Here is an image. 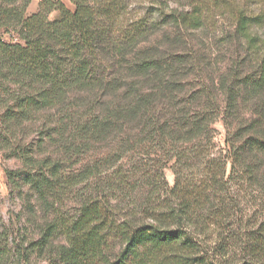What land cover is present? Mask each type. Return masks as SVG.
Returning <instances> with one entry per match:
<instances>
[{
    "label": "trees",
    "instance_id": "1",
    "mask_svg": "<svg viewBox=\"0 0 264 264\" xmlns=\"http://www.w3.org/2000/svg\"><path fill=\"white\" fill-rule=\"evenodd\" d=\"M69 1L73 11L41 0L26 15L31 0H0V152L22 161L8 178L52 214L30 247L60 233L51 264H264V115L229 118L237 89L196 87L180 34L227 18L263 89L264 0ZM168 28L178 36L166 50L157 34ZM26 126L30 148L18 138ZM78 185L75 215L62 212L59 196Z\"/></svg>",
    "mask_w": 264,
    "mask_h": 264
},
{
    "label": "rangeland",
    "instance_id": "2",
    "mask_svg": "<svg viewBox=\"0 0 264 264\" xmlns=\"http://www.w3.org/2000/svg\"><path fill=\"white\" fill-rule=\"evenodd\" d=\"M40 1L31 0L25 14L30 15L37 12ZM50 1L51 3L61 1L72 11L75 8L69 0ZM247 2L249 7L258 9L259 5L255 1L248 0ZM260 7L264 10V3ZM47 16L49 20L58 19L60 10L54 8L47 13ZM257 31L261 40L264 41V25L257 28ZM165 32L157 34V41L160 47L167 50L169 49L167 41L177 39L175 37L178 36V33L170 28ZM180 34L183 40L181 42V45H184L183 49L187 50L195 63L196 69L195 72H192L194 75L192 74L191 77L194 79L193 83L198 85L196 87H200L201 82L206 83L208 80L214 81L219 89L224 85L233 87V89H237L236 100L229 112V118L243 119V121L263 118L261 115H264V88L252 89L251 84L252 78H257V62L248 53L243 40L236 35L233 25L227 18L216 17L208 26L182 31ZM235 89L234 91H236ZM219 92L222 112H224V94L222 91ZM93 104H86L85 107H90L93 110V106H91ZM46 112L45 115H47ZM219 116L213 123V127L217 131L216 141L222 145L226 135V122L223 119V114ZM18 138L26 142L28 148L31 143L35 145L38 142L37 133L32 132L27 126L18 133ZM44 152V148H41L37 154L41 157L47 153L44 154ZM4 155H6V149H2L0 152V232L3 233L1 249L4 252L0 264H51L54 258L52 249L63 244L64 239L60 233H55L46 246L40 245L41 247L36 246L33 249L30 247L31 242L41 238V228L52 214H48V204H44L41 199L37 198L30 191L27 183L20 180L19 177H14V180L8 178L7 171L20 169L23 163L15 156L5 157ZM76 167L78 164H73L69 170L75 171ZM164 176L167 184L172 186L175 174L170 163L164 169ZM80 190L81 187L78 185L66 196H59L68 198L64 200L65 207L61 208L62 212L75 215L81 199ZM53 203L55 207L62 205L59 199H54Z\"/></svg>",
    "mask_w": 264,
    "mask_h": 264
}]
</instances>
